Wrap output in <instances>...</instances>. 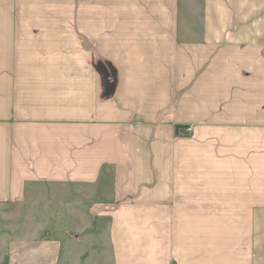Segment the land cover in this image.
<instances>
[{"label": "crops", "instance_id": "obj_1", "mask_svg": "<svg viewBox=\"0 0 264 264\" xmlns=\"http://www.w3.org/2000/svg\"><path fill=\"white\" fill-rule=\"evenodd\" d=\"M0 206V264H264V0H0Z\"/></svg>", "mask_w": 264, "mask_h": 264}, {"label": "rangeland", "instance_id": "obj_2", "mask_svg": "<svg viewBox=\"0 0 264 264\" xmlns=\"http://www.w3.org/2000/svg\"><path fill=\"white\" fill-rule=\"evenodd\" d=\"M178 130L182 127L177 126ZM186 128V127H185ZM178 135H187L184 128L181 129L180 132H178ZM35 191L39 192L43 197H56V198H62L58 200H53V204L60 205V203H73L77 202L78 195L82 193H90V189L83 188L81 186H54V185H39L35 188ZM50 194H53L51 196ZM56 195V196H55ZM40 197L35 200L36 203H45V198ZM80 197V196H79ZM72 199V200H71ZM25 217L22 218V222L18 221L19 224L24 223L26 225L25 227H35L36 224L44 220L45 217V211L43 208H40L39 211L36 210L35 207L31 208V211L25 212ZM68 217H63L62 219L58 218V222L62 224L64 222V225L68 223ZM62 220V222H61ZM16 207L12 206H0V256L6 257L7 251H8V243L16 239V235H23V232L16 231ZM70 221V220H69ZM17 223V224H18ZM38 223V224H39ZM23 225V224H22ZM24 231V229H23ZM34 233V232H33ZM31 233V234H33ZM29 234V233H26ZM30 235V234H29Z\"/></svg>", "mask_w": 264, "mask_h": 264}]
</instances>
